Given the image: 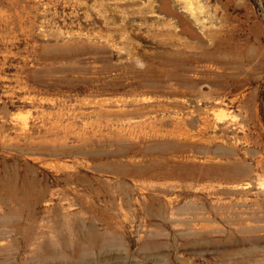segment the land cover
<instances>
[{
    "label": "rangeland",
    "instance_id": "obj_1",
    "mask_svg": "<svg viewBox=\"0 0 264 264\" xmlns=\"http://www.w3.org/2000/svg\"><path fill=\"white\" fill-rule=\"evenodd\" d=\"M0 264H264V0H0Z\"/></svg>",
    "mask_w": 264,
    "mask_h": 264
}]
</instances>
